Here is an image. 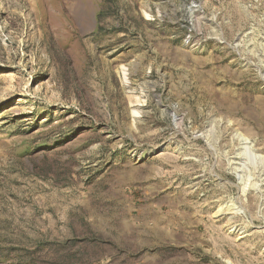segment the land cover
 Returning a JSON list of instances; mask_svg holds the SVG:
<instances>
[{
    "label": "rangeland",
    "instance_id": "1",
    "mask_svg": "<svg viewBox=\"0 0 264 264\" xmlns=\"http://www.w3.org/2000/svg\"><path fill=\"white\" fill-rule=\"evenodd\" d=\"M0 264H264V0H0Z\"/></svg>",
    "mask_w": 264,
    "mask_h": 264
}]
</instances>
